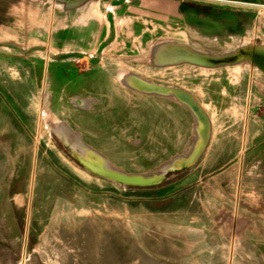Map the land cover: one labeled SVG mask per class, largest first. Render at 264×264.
<instances>
[{"label":"rangeland","instance_id":"rangeland-1","mask_svg":"<svg viewBox=\"0 0 264 264\" xmlns=\"http://www.w3.org/2000/svg\"><path fill=\"white\" fill-rule=\"evenodd\" d=\"M10 3L32 38L0 62V264H264V72L227 59L264 48V0H0V24ZM169 48L223 61L157 62ZM127 73L186 91L210 124L150 185L86 172L53 128L128 174L189 154L187 106Z\"/></svg>","mask_w":264,"mask_h":264},{"label":"bare ground","instance_id":"bare-ground-1","mask_svg":"<svg viewBox=\"0 0 264 264\" xmlns=\"http://www.w3.org/2000/svg\"><path fill=\"white\" fill-rule=\"evenodd\" d=\"M155 48H157V47H155ZM166 50H168V49H166ZM184 51L182 53L180 52V53L176 54L175 57H177V58H187L188 57V59H191L194 61H199V62L205 61V60L207 61V57H205L203 55H199V54H196L193 52L187 53ZM166 54H167V52H166ZM164 56L162 55L160 59H163V60L167 59ZM241 56H243V55H240L239 57H241ZM154 60H156V59H154ZM120 79H121L122 83L126 86L136 88V89H140V90H144V91H149V92L151 91V92L165 93V94L171 95V96L177 98L178 100H181L182 102L188 104L190 106V108L192 109V111L195 115L196 122H197L196 131H197L198 140L194 144L192 152L187 157L177 158V159L173 160L172 162H170L169 164L163 166L161 168L162 169L161 173H155V174H152L149 176H143V175H139V174H128V173H124V172H121L119 170L110 168L106 164L105 160L100 155H98L97 153L87 149L85 146H82L83 149H81V151H83V152H81V151H78V152L81 153V157H79V158L84 163V165L88 169H91V170L98 172V173H101V174H105L107 177L112 178L114 180L115 179H121V180H126V181H131V182L145 183V182H149V181L158 180L162 174H165L169 170L176 169L182 165L191 163L196 158V156L198 155V152L202 148L206 134H207V129H208V122H207L206 115L203 113L201 108L196 104V102L193 100V98L190 95H188L187 92H185L179 88L162 86V85L153 83L149 80H146L144 78H141L139 76H136L135 74L127 73V74L122 75ZM74 144H77V142L76 143L74 142ZM77 147H79L78 144H77Z\"/></svg>","mask_w":264,"mask_h":264},{"label":"crops","instance_id":"crops-1","mask_svg":"<svg viewBox=\"0 0 264 264\" xmlns=\"http://www.w3.org/2000/svg\"><path fill=\"white\" fill-rule=\"evenodd\" d=\"M12 3H10V5L7 7V8H3V13H1L4 17H5V23H2L0 24V62H5L8 60V56L10 55H13L15 54V50H14V46H15V41L19 38V37H22L24 38V47H28L29 46V43L25 44V39L28 37L29 39H27V41H29L31 38H32V34H31V28L28 29V28H25L28 26V24H26L25 26H19V24L22 22V23H25V19L23 18L22 20L20 18H16L15 16V11L14 8L11 6ZM32 27V26H30ZM22 31V35L20 36L19 34H16L18 31ZM39 31L38 33V37L40 38L41 36L47 38L48 34L47 32L44 30L42 31L41 29L37 30ZM40 33H43L42 35H40ZM78 31H75V35L73 37H78ZM57 37L58 35L55 33V34H50L49 37ZM42 38V37H41ZM136 75V74H135ZM138 76V75H136ZM140 77V76H139ZM142 78V77H141ZM122 82V81H121ZM154 83V82H153ZM157 84V83H156ZM161 85V84H159ZM126 86V85H125ZM162 86H166V85H162ZM129 87V86H127ZM167 87H172V86H167ZM132 88V87H130ZM172 88H177V87H172ZM133 89H136V88H133ZM180 89V88H179ZM136 90H140V89H136ZM182 90V89H181ZM140 91H144V90H140ZM184 91V90H183ZM149 92V91H148ZM151 92V91H150ZM186 92V91H185ZM168 95V94H167ZM188 95H190L188 93ZM191 96V95H190ZM192 97V96H191ZM175 98V97H174ZM193 98V97H192ZM194 100V98H193ZM195 101V100H194ZM196 102V101H195ZM184 104V103H183ZM196 104L199 106V104L196 102ZM185 105V104H184ZM200 107V106H199ZM188 108V107H187ZM201 108V107H200ZM189 109V108H188ZM202 110V108H201ZM190 111V109H189ZM203 111V110H202ZM191 112V111H190ZM192 113V112H191ZM204 113V111H203ZM206 115V114H205ZM194 117V116H193ZM206 118H207V122H208V129H207V134H206V137H205V140H204V144L205 142L207 141V137H208V131L210 129V124H209V120H208V117L206 115ZM195 120V123L193 125L194 129H195V132H196V136H195V140H194V144L197 142L198 140V136H197V131H196V119L194 118ZM9 122H7L6 119H4V122L1 124L3 126H5L6 124H8ZM7 126V125H6ZM55 129V136L58 138L59 142L65 147V149L69 152L70 156L73 158V160L76 162V164L81 167L83 170H85L86 172L90 173V174H94V175H97L89 170H87L86 168H84L80 163H78L76 161V159L72 156L71 154V147L76 151H81L82 146H85L87 149L97 153L98 155H100L104 160V156L99 154L98 151H96L95 149L89 147L88 145L84 144L83 142H81L78 138V136H76V138L74 139V141H70L69 140V133H70V130L64 125V124H61V123H57L55 124V126L53 127ZM74 142L78 144L79 147H77V144H74ZM80 142V143H79ZM193 144V146H194ZM203 144V145H204ZM203 147V146H202ZM202 149V148H201ZM200 149V150H201ZM193 150V148H192ZM191 150V152H192ZM83 152V151H81ZM190 152V153H191ZM189 153V154H190ZM200 153V151H199ZM198 153V155H199ZM189 154H186V155H176L174 157H172L171 159L173 158H185L187 157ZM197 155V156H198ZM196 156V157H197ZM106 162V160H105ZM106 164L108 165V163L106 162ZM167 165V164H165ZM165 165H162L165 166ZM109 166V165H108ZM110 167V166H109ZM111 168V167H110ZM114 169V168H113ZM99 176V175H97Z\"/></svg>","mask_w":264,"mask_h":264},{"label":"water","instance_id":"water-1","mask_svg":"<svg viewBox=\"0 0 264 264\" xmlns=\"http://www.w3.org/2000/svg\"><path fill=\"white\" fill-rule=\"evenodd\" d=\"M176 49L178 50V48L169 49V51L167 52V55H165L164 50H160L159 51V52H161L160 54L165 55L164 57L167 58V59L157 60V62H159L161 64H165V63H174V62H178V61L184 60V61H190V62H195V63H199V64L202 63V64H205V65H208L209 63H212V62L214 63V62L223 61L222 59H220V60L219 59H213L211 57H208L209 59H207V61L205 60V61H200V62L188 59V57L187 58H177V57H175V55L178 54V51H175ZM244 52H245L244 54L241 53L243 55L241 57H237L236 58V57H234L232 55V56H230L227 59L235 60V61L246 60L249 63H251L252 65L257 66L260 70H262L264 72V48H262V46H251L250 50H248V49L246 50L245 49ZM179 101H181V100H179ZM182 103H184V102H182ZM184 104L190 109V111L192 112V114H193V116L195 118V115H194L192 109L190 108V106L188 104H186V103H184ZM70 149H71L72 156L84 168H86L87 170H89V171H91V172H93V173H95V174H97L99 176H103V177L109 178L105 174H101V173L95 172V171H93L91 169H88L84 165V163L81 161V159L79 158V157H81V153L80 152L77 153L72 147ZM185 165H188V164H185ZM185 165H182L179 168H181V167H183ZM163 175L164 174H162L158 180L149 181V182H145V183L131 182V181H126V180H121V179H115V181H118V182L123 183V184H131V185H150V184H154V183L159 182V180L162 178ZM109 179H112V178H109ZM112 180H114V179H112Z\"/></svg>","mask_w":264,"mask_h":264},{"label":"trees","instance_id":"trees-1","mask_svg":"<svg viewBox=\"0 0 264 264\" xmlns=\"http://www.w3.org/2000/svg\"><path fill=\"white\" fill-rule=\"evenodd\" d=\"M179 5H181V11L185 10H193V12L197 13H203V14H209L211 13L213 7L211 5H201V4H196L193 2L189 1H181L179 2Z\"/></svg>","mask_w":264,"mask_h":264}]
</instances>
